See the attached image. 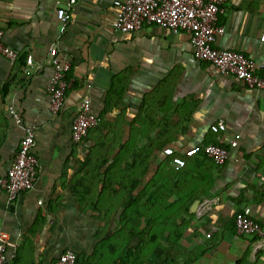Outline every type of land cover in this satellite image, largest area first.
<instances>
[{
  "label": "crops",
  "instance_id": "0c3cea01",
  "mask_svg": "<svg viewBox=\"0 0 264 264\" xmlns=\"http://www.w3.org/2000/svg\"><path fill=\"white\" fill-rule=\"evenodd\" d=\"M68 1L0 0L2 42L18 53L13 61L0 55V178L11 167L23 135L9 108L24 127L33 129L38 161L34 188L14 204H7L0 189V232L9 237L5 264H54L65 250L88 264H264V239L239 236L234 225L235 215L249 209L264 230V92L224 78L209 63L194 59L188 33L155 26L115 32L112 0H75L60 33L56 10L66 8ZM217 25L224 33L217 36L216 48L264 66L259 41L264 0H229ZM51 46L71 63L70 88L55 115L46 92L53 75ZM84 99L90 100L95 116H103L100 130L114 132L106 143L162 148L153 153L144 178L133 171L137 187L119 186L125 178L105 183L104 201L94 199L101 185L93 186V160L86 155L93 143L74 144L70 138ZM219 121L226 126L221 136L209 131ZM230 140H236L234 148ZM208 144L228 149L223 167L203 155H184ZM175 157L187 164L177 177L178 195L165 196L158 205L154 170L169 160L170 170L162 178L172 187L180 172L170 164ZM114 158L107 160L104 172ZM86 191L78 203V193ZM139 194L142 198L128 206L129 196ZM94 205L104 208V235ZM137 211L148 212V220ZM148 222L143 244L138 248L135 239L126 260L125 228L132 224L141 230Z\"/></svg>",
  "mask_w": 264,
  "mask_h": 264
},
{
  "label": "built area",
  "instance_id": "2783aa9c",
  "mask_svg": "<svg viewBox=\"0 0 264 264\" xmlns=\"http://www.w3.org/2000/svg\"><path fill=\"white\" fill-rule=\"evenodd\" d=\"M229 0H112L114 8L111 28L118 33L129 34L140 31L144 26H155L172 32L189 34L190 46L194 59L209 63L217 73L237 81L251 90L264 92V66L257 67L253 60L234 51L215 47L217 36L224 33V28L217 25L221 8ZM75 3L69 0L66 8H57L56 18L59 31L63 33L68 22V9ZM3 31L0 29V55L10 61L18 53L3 42ZM264 52V35L259 39ZM49 64L53 75L48 81L46 92L49 97L50 111L57 114L64 103L70 84L66 80L71 63L58 56L55 46L49 48ZM9 114L23 135L19 141L16 156L5 176L0 178V189L5 193L7 204H14L22 194L34 188L37 176L38 161L33 154L35 134L32 128L24 127L19 114L9 108ZM97 127V118L92 113L89 99L82 100L76 109L75 119L71 125L70 138L74 144L81 143L90 130ZM210 133L223 135L226 126L223 121L209 126ZM234 148L236 140L228 141ZM184 155L188 158L203 155L215 166L223 167L229 158L228 149L218 144L191 147ZM186 161L175 157L171 161L176 169L183 168ZM41 202H39L40 204ZM235 230L239 236L264 239V230L259 222L253 219L249 209L237 213L234 218ZM8 234L0 232V264L6 262ZM54 264H76V254L72 250L61 253Z\"/></svg>",
  "mask_w": 264,
  "mask_h": 264
},
{
  "label": "trees",
  "instance_id": "16d2710c",
  "mask_svg": "<svg viewBox=\"0 0 264 264\" xmlns=\"http://www.w3.org/2000/svg\"><path fill=\"white\" fill-rule=\"evenodd\" d=\"M67 80V78H66ZM97 118V127L93 130H90L87 137L83 140H90L92 141L93 145L91 147H86V155L92 159L93 161L91 162V167H92V178L93 180H96V184H100L101 185V188L103 187V183H100L98 180L101 179L100 177H95L93 176L94 174V171H98L100 172L101 169H103L104 165H105V162H107V160L111 157V156H115L114 160H113V163H114V166H112L113 164H108L109 167L108 169L103 172V176H107V179L110 180V175L111 173L110 172H113L116 168V159H117V156L120 155V151L123 147L125 146H119V147H116L114 145H111L112 147H115L113 149V154H111V156H108L110 154H104V147H108L110 144L109 143H106L107 142V136L108 134L107 133H104V122H103V116H96ZM102 128V130H100ZM132 135H133V132L132 131H129V134H128V140L130 141L132 139ZM82 141V142H83ZM81 142V143H82ZM87 142V141H86ZM84 142V143H86ZM79 143V144H81ZM83 145V144H82ZM162 150L161 146L157 145H153V146H147V147H143L142 149H139V148H136L132 151V153L130 155H128L129 157H127L128 159H130L131 163L133 165V171L134 172H138L140 173L141 175V178H144L146 173L151 169V157L153 155V153L155 151H160ZM97 155V156H96ZM96 156V157H95ZM197 156V155H196ZM204 157V156H203ZM168 158V157H167ZM205 158V157H204ZM96 159H101V160H96ZM207 159V158H205ZM208 160V159H207ZM172 161V160H171ZM210 161V160H209ZM212 163V162H211ZM171 164V162H170ZM187 168V164H185V166L183 168H180L178 171L180 172H176L175 173V178H180L181 177V172L185 171V169ZM119 169V168H118ZM120 170V169H119ZM165 170H170V165H169V160L165 161L163 164H161V166H157V168L154 170L155 172V178H156V183H157V188H158V191H157V203L158 205H163L165 203V196L168 197V195H178V178H177V183H175L174 185H172V187H168L166 186L165 184V181L164 179L162 178L163 177V172ZM100 175V174H99ZM121 179V178H120ZM107 181V180H106ZM142 182V181H141ZM130 183V186L129 188H133L134 186H138V184L140 183L139 180H136V179H133V180H130L129 178H125L124 181H121L120 184L123 185V186H126L128 187V184ZM112 185V184H111ZM170 188V189H168ZM159 189H163L165 191H162ZM88 194V191L86 192H81L78 193V203L80 202V200H84V195H87ZM104 196V191L102 192V189L101 191L94 197L95 200H102L103 201V197ZM129 200L127 201V205L128 206H131L134 202L140 200L142 198V196L139 194L137 196H129ZM81 201V202H82ZM93 213H95L97 216L95 217V219L97 220V222L99 221V223L102 224V227L100 229V234H103L104 235V208L103 210H98L97 209V205H94L93 206ZM138 214H144L143 216H145V218L148 220L149 218V215H148V212L147 213H144L143 211L142 212H139L137 211ZM158 214H160L159 211H157ZM152 214V212H151ZM149 225V222L147 225H145L144 228H141V230H137V229H133V225L130 224V227H126V231L128 233L127 235V243L124 247V252H125V259L127 260V257H129L132 253V242L136 239L138 241L137 245H138V248L140 247L141 244H143L144 242V233L148 230L147 227ZM103 244H104V239H103ZM104 262V260H103ZM76 264H88L84 262V259L83 258H79L76 256ZM173 264V263H171Z\"/></svg>",
  "mask_w": 264,
  "mask_h": 264
},
{
  "label": "rangeland",
  "instance_id": "374dc122",
  "mask_svg": "<svg viewBox=\"0 0 264 264\" xmlns=\"http://www.w3.org/2000/svg\"><path fill=\"white\" fill-rule=\"evenodd\" d=\"M116 134H117V132H115ZM114 138V132H109V134H108V136H107V139H113ZM132 140V139H131ZM131 140H130V142H131ZM86 141H88V140H85V141H83V142H86ZM82 142V143H83ZM92 142V141H91ZM115 147H112L111 145H109L108 147H104V154H110V155H108V156H111V154H113V149H114ZM137 147H134V146H132L131 145V143L129 144H127L125 147H123L122 149H121V151H120V155H118L117 156V159H116V168H119L118 169V171L116 172V168H115V170L113 171V172H110L111 173V175H110V180H108L107 179V176H103V172H104V167H103V169H101L100 170V172H98V171H94V174H93V176H94V178L95 177H100L101 179H99L98 181L100 182V183H103V187L101 188L102 189V192L104 191V185H105V183H106V185H109V186H111V182H114V181H121V180H123L124 178H129L130 180H133L134 178L132 177V175H133V165H134V163L132 164L131 163V161H128V160H130V159H128L127 157H129L128 155H130L131 153H132V151L134 150V149H136ZM142 149V148H141ZM97 156V155H96ZM95 156V157H96ZM96 160H101V159H96ZM109 160V159H108ZM113 165L112 166H114V163L113 162H111ZM107 163L105 162V165H106ZM100 174V175H99ZM118 178H121V179H119V180H116V179H118ZM107 180V181H106ZM112 180H114V181H112ZM110 182V184H108ZM96 185V180H94V185L93 186H95ZM118 185L120 186V182L118 183ZM129 186H130V183L128 184V188H129ZM131 187V186H130ZM94 188V187H93ZM95 194H98V192L97 191H95L94 192V195ZM103 198V201H104V196L102 197ZM103 247H104V245H102Z\"/></svg>",
  "mask_w": 264,
  "mask_h": 264
},
{
  "label": "water",
  "instance_id": "95a60500",
  "mask_svg": "<svg viewBox=\"0 0 264 264\" xmlns=\"http://www.w3.org/2000/svg\"><path fill=\"white\" fill-rule=\"evenodd\" d=\"M198 203H199V202H195V203L192 205V208H191V209H193V210L196 209V207L198 206Z\"/></svg>",
  "mask_w": 264,
  "mask_h": 264
}]
</instances>
